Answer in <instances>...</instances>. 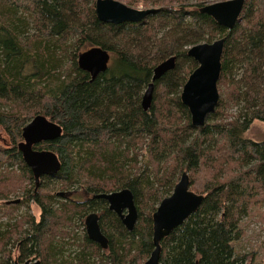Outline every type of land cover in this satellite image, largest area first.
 I'll list each match as a JSON object with an SVG mask.
<instances>
[{
	"label": "trees",
	"instance_id": "1",
	"mask_svg": "<svg viewBox=\"0 0 264 264\" xmlns=\"http://www.w3.org/2000/svg\"><path fill=\"white\" fill-rule=\"evenodd\" d=\"M139 1L155 11L140 23L114 25L97 19L95 0H0V264H141L153 249L152 213L182 172L204 199L161 240L159 264H241L234 246L241 221L264 208V142L244 136L253 121L264 123V0H245L232 29L200 13L203 0ZM215 36L225 37L219 100L195 127L180 99L197 67L187 46ZM92 47L113 58L93 79L77 63ZM172 55L175 67L154 82L151 106L143 110L153 68ZM36 115L62 129L34 145L61 163L37 188L17 147ZM52 181L61 192H50ZM75 187L91 196L129 189L138 213L133 229L104 199L72 197ZM22 190L25 203L40 209L38 220L13 216L17 204L5 199ZM90 211L99 213L107 249L84 229L72 243L65 240Z\"/></svg>",
	"mask_w": 264,
	"mask_h": 264
},
{
	"label": "water",
	"instance_id": "2",
	"mask_svg": "<svg viewBox=\"0 0 264 264\" xmlns=\"http://www.w3.org/2000/svg\"><path fill=\"white\" fill-rule=\"evenodd\" d=\"M244 4L245 0H223L202 6L199 8V12L210 16L218 25L232 29L240 19ZM154 11V8H133L119 0H95L94 3L97 19L114 25L140 23ZM224 44L225 37H220L213 42L195 44L187 49V55L196 61L197 67L187 77L180 93V99L188 109L191 125L195 127L203 126L207 116L214 111L218 104L217 83L220 78ZM109 59L107 51L100 47H92L79 54L77 63L78 67L93 79L108 69ZM175 64L176 56L172 55L153 68L151 80L141 98L143 110L146 111L151 106L154 82L172 70ZM61 132L60 125L43 115L34 116L22 128V140L17 147L24 163L33 174L36 188L41 177L56 175L61 168V163L53 151L38 150L34 148V145L42 141L53 140L60 136ZM94 197L105 199L108 209L120 218L123 226L127 230L133 229L138 213L133 194L129 189L99 193ZM203 199L204 195L190 190L189 176L187 172H182L171 194L164 197L152 213L153 249L142 264H159L161 240L195 213ZM8 202L12 204L19 200ZM84 225L87 237L102 249H106L108 240L101 232L97 213H89L85 217ZM14 264H40V262L39 260L26 259L22 262L15 261Z\"/></svg>",
	"mask_w": 264,
	"mask_h": 264
},
{
	"label": "rangeland",
	"instance_id": "3",
	"mask_svg": "<svg viewBox=\"0 0 264 264\" xmlns=\"http://www.w3.org/2000/svg\"><path fill=\"white\" fill-rule=\"evenodd\" d=\"M119 1L125 3L126 5H128L130 7L137 8V9H146V8H154L155 9V6H152V5L144 6V4L139 0H119ZM218 1H223V0H205V1L203 0V3H204L203 6L207 5V4L214 3V2H218ZM196 2H197L196 0L192 1V3H196ZM217 38H220V37L215 36L214 38H211L208 41L202 40V41H199L198 43H195V44L210 43V42H213ZM195 44H193V45H195ZM193 45L187 46V49H189ZM87 50H85V51H87ZM85 51H83V52H85ZM109 56H110V60H109L108 66H110L112 64V61H113L111 54ZM233 111H234V109L230 110V112H233ZM244 136L249 138V139H252L254 141H257L259 143L264 142V123L261 121H257V120L253 121L249 125L248 129L245 131ZM4 137H5V133L0 128V142H2V140H4ZM13 169H15V170H12V171L17 172L19 175H22V171L20 170L19 167H14ZM179 178H178V180H179ZM26 180H27V178H25L24 182H23V184H24L23 188L25 191L30 188V184H28V182ZM46 185L50 187V189H51L50 192L52 194H55V192H61V190L57 188L58 186H56V183L53 181L50 183H47ZM52 188H54L55 190L52 191ZM24 190L20 191L19 193H15V194L10 195L8 199H5V201L8 202V201L20 198L21 204L19 203V204L13 206V207H15V208H13L14 209L13 216L15 217L17 215H23L25 213H28V214L33 215L35 217V219L38 220L39 216H40V209L33 202L25 203L27 194H25V195L23 194V193H25ZM72 191L76 192V193H74V195H72V197H74V198L80 197L81 200H86L87 198L91 197L90 194L85 195L83 193L82 189H79V187L72 188ZM171 192H170V194H171ZM159 203L160 202L157 203L156 207L158 206ZM3 204H4V200H0V205H3ZM263 209L264 208L261 207L257 211L256 208H254V212L252 210L253 213L250 212L247 216L243 217V219L241 221V225L243 228V234L239 239H237L235 241V244H234L236 254L239 255L240 257H242L241 264H264V219L262 216H260L262 214L261 212L263 211ZM3 210L1 211L0 216H1V214L4 213ZM85 217L83 218V223H80V222L75 223V228H74L73 233L71 234L70 237H65V240H68V242L72 243L73 239L71 237H73L74 234L75 235L77 234L78 236L80 234H82L83 229L85 230V225H83L84 221H85ZM7 218H8V216L5 215V216H3L2 219L5 221V219H7ZM145 260H142L141 264Z\"/></svg>",
	"mask_w": 264,
	"mask_h": 264
},
{
	"label": "flooded vegetation",
	"instance_id": "4",
	"mask_svg": "<svg viewBox=\"0 0 264 264\" xmlns=\"http://www.w3.org/2000/svg\"><path fill=\"white\" fill-rule=\"evenodd\" d=\"M84 194L87 195V192H84ZM95 195H96V194H95ZM95 195H92L90 198H96V197H94ZM17 199L19 200V202H17V203H12V204H19V203L21 202V201H20V200H21L20 198H17ZM102 199H103V198H102ZM104 200H105V199H104ZM105 201H106V200H105ZM106 203H107V202H106ZM107 207H108V203H107ZM91 212H95V213H97V215H98V217H99V213H98V212H96V211H90L89 213H91ZM112 212H113V211H112ZM123 212H125V211H123ZM89 213H88V214H89ZM88 214H87V215H88ZM87 215H86V216H87ZM118 218H119V217H118ZM119 219H120V218H119ZM120 221H121V220H120ZM99 225H100V224H99ZM122 225H123V224H122ZM101 232H102V231H101ZM107 240H108V239H107ZM107 247H108V243H107ZM106 249H107V248H106ZM15 261H16V260H15ZM15 261H14V262H15Z\"/></svg>",
	"mask_w": 264,
	"mask_h": 264
},
{
	"label": "bare ground",
	"instance_id": "5",
	"mask_svg": "<svg viewBox=\"0 0 264 264\" xmlns=\"http://www.w3.org/2000/svg\"><path fill=\"white\" fill-rule=\"evenodd\" d=\"M144 93V92H143Z\"/></svg>",
	"mask_w": 264,
	"mask_h": 264
}]
</instances>
